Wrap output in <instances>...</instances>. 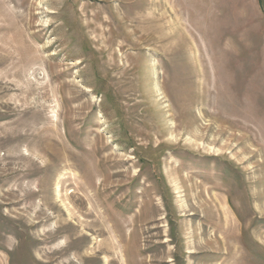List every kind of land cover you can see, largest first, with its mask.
I'll return each instance as SVG.
<instances>
[{
	"label": "rangeland",
	"instance_id": "rangeland-1",
	"mask_svg": "<svg viewBox=\"0 0 264 264\" xmlns=\"http://www.w3.org/2000/svg\"><path fill=\"white\" fill-rule=\"evenodd\" d=\"M0 264H264V0H0Z\"/></svg>",
	"mask_w": 264,
	"mask_h": 264
},
{
	"label": "bare ground",
	"instance_id": "bare-ground-1",
	"mask_svg": "<svg viewBox=\"0 0 264 264\" xmlns=\"http://www.w3.org/2000/svg\"><path fill=\"white\" fill-rule=\"evenodd\" d=\"M109 32V31H108ZM118 166V165H117ZM116 168V167H115ZM85 172H87V170L85 171ZM83 174H85V173H83ZM87 174V173H86ZM89 174V173H88ZM75 175V174H74ZM84 176V175H83ZM75 177V176H74ZM80 177V175H78V178ZM87 179V178H86ZM93 187V186H92ZM87 188V187H86ZM56 189H58V187H56ZM90 192V191H89ZM93 197V196H92ZM84 198V197H83ZM86 201V200H85ZM93 214V213H92ZM98 226V225H97ZM96 226V227H97Z\"/></svg>",
	"mask_w": 264,
	"mask_h": 264
}]
</instances>
